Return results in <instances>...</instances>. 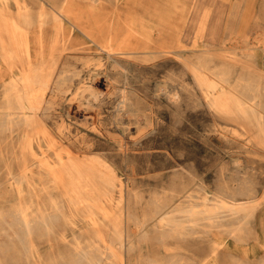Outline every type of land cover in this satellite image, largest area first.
<instances>
[{"label": "bare ground", "instance_id": "bare-ground-1", "mask_svg": "<svg viewBox=\"0 0 264 264\" xmlns=\"http://www.w3.org/2000/svg\"><path fill=\"white\" fill-rule=\"evenodd\" d=\"M6 1L0 0V241L6 244L0 245V251L3 248L7 253L22 254L28 263L35 264H124V250L137 248L140 253L142 245L154 239L163 246L168 239L176 244L201 240L207 241L209 253L203 250L198 260L184 259L175 245L174 253H165L159 259L152 257L143 264H217L214 257L219 255L224 237L242 242L249 232L254 201L214 198L211 204H195L190 202L191 194L181 195L176 201L174 196L161 201L155 198L149 210L137 216L132 203L139 197L126 199L113 167L101 156L86 154L91 144L83 136H72L67 123L58 119L61 115L54 108L56 98L58 103L75 99L67 98V83L71 73H80L69 68L67 57L62 59L64 51L77 50L69 44V28L84 33L92 49L113 59L115 67L121 60H135L150 48L151 33L141 42V21L134 9L120 31L112 28L113 23L107 26L105 20H99L91 11L93 6L84 12L73 0L52 2L48 8L45 0L32 3L36 5L33 7L26 0H13V9L7 7ZM156 15L146 11L150 19ZM157 22L163 26L161 32L169 36L170 22ZM92 26L101 32V37L93 35ZM204 53L211 54L210 50ZM195 59L196 63H187L209 108L253 129L251 136L264 147V104L258 92L264 85L245 78L230 83L228 62L222 61L211 69L206 56ZM233 60L239 62L236 57ZM251 72L258 73L264 81V69L252 66ZM93 75L96 73L89 72L88 79ZM84 79L87 78H78L77 88L98 98L92 84ZM73 103L76 107L83 104ZM126 105L125 97H120L116 110L123 112ZM115 192L119 193L116 200ZM8 195L16 201L10 205V212L1 205ZM79 216L87 218L90 226L96 225L97 219L107 221L100 223V229L94 227L90 236L84 230L80 233H85L83 239L79 234L66 240L64 226L74 225L70 219ZM45 242L50 247L41 263L39 244ZM221 252V256L232 257L228 248ZM0 264H5L1 256Z\"/></svg>", "mask_w": 264, "mask_h": 264}, {"label": "rangeland", "instance_id": "rangeland-1", "mask_svg": "<svg viewBox=\"0 0 264 264\" xmlns=\"http://www.w3.org/2000/svg\"><path fill=\"white\" fill-rule=\"evenodd\" d=\"M26 1L32 7L36 6L34 2H43ZM45 1L48 8L52 2L61 0ZM73 1L84 12L93 6L91 11L99 20H105L107 26L113 23L112 28L120 31L134 9V15L141 21V42L147 33H151V42L148 43L150 48L138 54L135 60H121L114 67L113 59L92 49L84 33L69 28L72 34L69 44L77 50L64 51L62 59L67 57L69 68L79 71V77L87 78L84 82L92 84L98 98L78 89L79 77L71 73L66 94L67 98L75 99L70 102L62 99L63 102L58 103L56 98L54 108L61 115L58 119L67 123L72 136H83L91 144L86 154L101 156L113 167L126 199L139 197V201L132 203L137 216L148 211V205L155 198L161 201L174 196L173 201H176L181 195L191 194L190 202L195 204H211L214 198L254 201L256 208L248 219L249 232L244 240L236 243L224 237L219 255L213 257L217 264H264V147L251 136L253 129L223 118L209 108L187 63H196L198 55L206 56L211 69L222 61L228 62L230 83L245 78L263 86L260 75L251 70L252 66L264 69V0ZM5 3L11 9L15 7L13 0ZM146 11L157 15L150 19ZM156 20L162 24L170 22L169 36L161 32L163 26ZM91 28L95 37L102 36L95 26ZM206 50L211 54H205ZM235 57L239 62H234ZM89 72L96 75L88 79ZM258 92L264 104V89ZM120 97L126 99L123 112L116 110ZM73 102L83 104L76 107ZM118 194L114 193V200ZM6 199L1 205L10 212L15 197L8 195ZM66 208L73 210L69 204ZM70 221L74 225L64 226L66 240L84 230L90 236L96 230L94 227H101L100 223L107 220L97 219V226H90L87 218L81 216ZM83 234L79 235L80 239ZM166 243L163 246L154 239L143 244L140 253L137 248L124 250V264H143L152 257L159 259L165 253H174L175 245L179 246L177 252L184 259L198 260L203 250L209 253L207 241L188 240L176 244L168 239ZM0 245H6L5 241H0ZM48 247L49 242L39 244L41 263ZM225 248L231 251L232 257L220 255ZM0 256L5 264H35L28 263L24 255L7 253L3 248Z\"/></svg>", "mask_w": 264, "mask_h": 264}]
</instances>
